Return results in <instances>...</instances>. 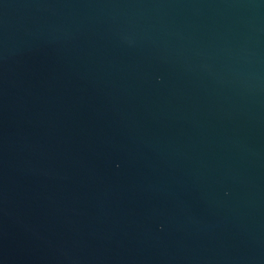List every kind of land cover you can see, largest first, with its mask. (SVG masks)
Returning a JSON list of instances; mask_svg holds the SVG:
<instances>
[{"label": "water", "instance_id": "obj_1", "mask_svg": "<svg viewBox=\"0 0 264 264\" xmlns=\"http://www.w3.org/2000/svg\"><path fill=\"white\" fill-rule=\"evenodd\" d=\"M0 264H264V0H0Z\"/></svg>", "mask_w": 264, "mask_h": 264}]
</instances>
